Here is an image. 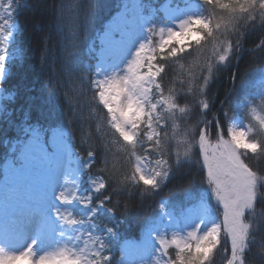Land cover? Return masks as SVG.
<instances>
[{"label": "snow or ice", "instance_id": "1", "mask_svg": "<svg viewBox=\"0 0 264 264\" xmlns=\"http://www.w3.org/2000/svg\"><path fill=\"white\" fill-rule=\"evenodd\" d=\"M21 6L0 0V123L13 133L0 138V264H246L253 249L264 264V68L238 72L249 34H262L249 51L264 57V0H168L163 16L150 0H122L91 40L81 32L94 13L69 32L66 10L80 5L61 2L59 75L78 91L49 93L48 127L27 107L13 118L19 92L6 85L24 57L14 47ZM230 68L217 107L210 90ZM185 180L138 221L136 239L129 205L107 207Z\"/></svg>", "mask_w": 264, "mask_h": 264}, {"label": "trees", "instance_id": "2", "mask_svg": "<svg viewBox=\"0 0 264 264\" xmlns=\"http://www.w3.org/2000/svg\"><path fill=\"white\" fill-rule=\"evenodd\" d=\"M161 2L162 0H157ZM61 2L70 5L78 3L79 9L69 7L66 10V16L69 18L67 23V29L69 32L74 30L80 20L78 16L82 18L85 15V10H90L94 13L92 21L88 27L87 32H81V38L90 40L98 31L103 22L111 15V13L117 8L120 0H25L24 4L17 12L16 20L18 22V30L16 34V45L22 48L24 51V57L21 61L15 63L10 68L9 79L6 86L15 87L19 92V99L14 106L17 110L14 115V119L20 118L21 111L27 107L32 110L33 118L40 119V122L48 127L55 123V118H49L47 121L43 119L44 112L51 107L46 103L49 93L52 92L54 97H62L64 94L72 96L78 91L77 85H74L71 80L59 75V49L61 40L57 34L55 26V13L57 5ZM157 15L161 16L158 12ZM261 33L249 34L243 41V47L245 51L242 54V58L238 62V72L244 73L250 68L260 69L264 65V57H259L258 54L252 53L253 49L261 38ZM73 37H69V44L72 42ZM47 48V56L49 62L41 66L40 56L42 50ZM56 59V72L53 73V69L49 67L52 58ZM235 65V57L233 58ZM233 69L223 72L219 76V80L212 86L211 91L218 93V99L216 100V106L218 107L220 99L223 98L225 90L230 83L231 72ZM259 72L253 74L251 79H255ZM51 80V83L46 84V81ZM59 79V84H57ZM240 76H237V83ZM179 87V85H177ZM179 103L183 105L184 100H180ZM63 104L61 103V108ZM216 107L213 108V111ZM59 112V109H57ZM211 115V113L209 114ZM61 118L63 115L61 113ZM13 135L12 131L6 124L0 123V138ZM4 149L0 147V176H1V164L3 162ZM81 155H86V152L81 151ZM99 167V165H96ZM96 167L92 169L93 174L96 173ZM128 165L125 163V168ZM190 176L192 179V187H198L200 185V173L198 167L190 170ZM188 183L185 180L182 183L173 181L165 188L159 195L155 197H149L144 199L143 202L137 196L134 200H127L125 197H113V203L108 204V207H113L114 202L119 199L120 207L116 208L117 215H120L125 204H128L131 211L128 214L131 221V225L126 229V235L128 237H138L139 230L137 223L139 220L147 217L153 213L157 208L158 200L161 197H173L176 198L180 195L179 189L188 187ZM107 195V193H105ZM224 249H221L223 253ZM230 251V246H229ZM257 250L253 249L252 253ZM249 254L246 264H260L258 257ZM171 254L174 255V252ZM118 257V252L116 253ZM226 257L217 255L215 257V264H223V260Z\"/></svg>", "mask_w": 264, "mask_h": 264}, {"label": "rangeland", "instance_id": "3", "mask_svg": "<svg viewBox=\"0 0 264 264\" xmlns=\"http://www.w3.org/2000/svg\"><path fill=\"white\" fill-rule=\"evenodd\" d=\"M21 2H22V0H21ZM121 4H122V1H121ZM120 5L118 6L117 10L110 16V18L105 21L104 24L108 23L110 20H112L114 17L117 16L118 11L120 10ZM167 5H168V0H163V1L159 2V3H156V0H150V6L152 7V9L155 10V11H159L161 16H163V15H165L167 13ZM8 51H9V53H11L12 52V48H9ZM262 68H264V66ZM259 78H260V74H259V77L256 79V81H258ZM245 123H247V120L245 121ZM180 131L182 132L183 129L181 128ZM0 182H2V177L0 179Z\"/></svg>", "mask_w": 264, "mask_h": 264}]
</instances>
